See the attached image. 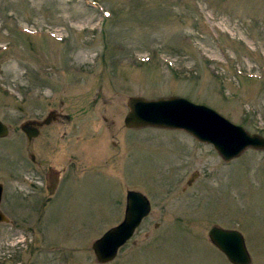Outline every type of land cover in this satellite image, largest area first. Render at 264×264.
Masks as SVG:
<instances>
[{
    "label": "rangeland",
    "instance_id": "obj_1",
    "mask_svg": "<svg viewBox=\"0 0 264 264\" xmlns=\"http://www.w3.org/2000/svg\"><path fill=\"white\" fill-rule=\"evenodd\" d=\"M130 96L184 97L264 136V0H0V264H103L92 244L131 189L151 212L105 264H231L214 225L264 264V151L225 161L186 130L127 128ZM52 111L29 140L21 125ZM44 145L67 167L53 194L32 161Z\"/></svg>",
    "mask_w": 264,
    "mask_h": 264
},
{
    "label": "water",
    "instance_id": "obj_2",
    "mask_svg": "<svg viewBox=\"0 0 264 264\" xmlns=\"http://www.w3.org/2000/svg\"><path fill=\"white\" fill-rule=\"evenodd\" d=\"M129 108L124 124L127 128L143 127L179 128L188 131L201 141L212 144L224 160L239 157L247 148L264 151V136L250 133L244 127L234 124L213 108L194 103L184 97L145 99L130 96ZM56 118L52 111L43 122L26 121L21 129L32 140L38 134L36 124L49 123ZM10 132L9 126L0 119V138ZM59 179V177H56ZM58 183L51 184L52 193ZM4 186L0 183V222L7 221L1 209ZM152 209L150 199L141 191L128 190L123 220L105 231L96 239L92 248L99 263L113 261L122 246L135 234ZM209 239L232 264H252V255L248 249L243 233L238 229L214 225L209 230Z\"/></svg>",
    "mask_w": 264,
    "mask_h": 264
},
{
    "label": "flooded vegetation",
    "instance_id": "obj_3",
    "mask_svg": "<svg viewBox=\"0 0 264 264\" xmlns=\"http://www.w3.org/2000/svg\"><path fill=\"white\" fill-rule=\"evenodd\" d=\"M47 117H48V115L43 120H35V121L43 122L44 120H46ZM58 117H59V114L56 113V118L52 119L49 123H44L42 125L36 124L35 127L38 129V134L34 138L36 139V138H39L40 136H42L43 129L46 126L50 125L53 121L57 120ZM48 150H49L48 145H44V146L40 147L39 157L37 155L38 153L36 154L37 157L35 154H33L32 155V161H33L34 166L36 168V171L38 173V177L42 178V180L44 181L43 183L46 184L45 187H46L47 191L52 194L51 184L58 183V186L55 190V192H56L58 190L59 184L61 183L62 177H65V172L67 171V167L62 166L59 169H57L56 165H49V164L47 165L44 156L46 155V157H48L51 155L50 152H47ZM56 177H59V179Z\"/></svg>",
    "mask_w": 264,
    "mask_h": 264
}]
</instances>
